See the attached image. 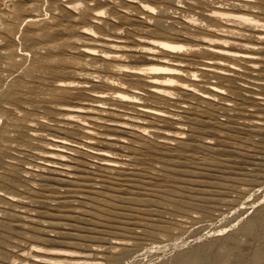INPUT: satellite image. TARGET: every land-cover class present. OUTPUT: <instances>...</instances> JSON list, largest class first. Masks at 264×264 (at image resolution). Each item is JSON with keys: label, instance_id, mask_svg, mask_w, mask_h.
I'll list each match as a JSON object with an SVG mask.
<instances>
[{"label": "rangeland", "instance_id": "374dc122", "mask_svg": "<svg viewBox=\"0 0 264 264\" xmlns=\"http://www.w3.org/2000/svg\"><path fill=\"white\" fill-rule=\"evenodd\" d=\"M65 2L0 0V264H32L20 255L54 248L74 254L58 264H176L185 254L196 255L197 264H249L257 251L264 254V99L252 100L248 91L264 96V52L254 67H240L251 88L230 92V82L210 79L231 96L229 108L215 100V134L204 126L193 135L186 124L179 135L193 144L189 151L175 150L177 139L161 152H139L138 141L117 151L122 168L139 172L137 187L107 186L108 172L80 153V181L98 190L73 195L36 165L49 138L63 135L53 128L58 94L48 62L92 61L65 37L50 36L59 19L76 12ZM254 2L244 12L264 32V0Z\"/></svg>", "mask_w": 264, "mask_h": 264}, {"label": "bare ground", "instance_id": "6f19581e", "mask_svg": "<svg viewBox=\"0 0 264 264\" xmlns=\"http://www.w3.org/2000/svg\"><path fill=\"white\" fill-rule=\"evenodd\" d=\"M254 1L66 0L65 7L76 12L67 21L59 19L50 36L65 37L92 61L48 62L58 94L51 106L53 128L63 135L50 137L43 146L36 164L47 171L43 176L66 183L73 195L78 189L96 193L97 188L80 181L79 154L86 153L108 172L107 186L137 187L139 172L122 168L117 151L132 149L138 141L139 152H161L171 139L179 141L175 150L189 151L193 144L179 135L186 124H191L193 135L204 126L215 134V100L221 97L220 106L229 108L226 100L231 96L210 79L230 82V92L247 90L252 86L241 82L240 67H254L264 52L259 19L244 12L259 4ZM248 31L256 34L255 43L246 38ZM248 91L252 100L264 99ZM202 101L205 108L200 107ZM113 170L119 175H111ZM254 227L255 221L247 224L248 230ZM70 252L33 249L30 257L20 256L32 264H58L57 258L72 256ZM197 263L196 255L185 254L176 264ZM249 264H264V254L257 251Z\"/></svg>", "mask_w": 264, "mask_h": 264}, {"label": "snow or ice", "instance_id": "6c2138e0", "mask_svg": "<svg viewBox=\"0 0 264 264\" xmlns=\"http://www.w3.org/2000/svg\"><path fill=\"white\" fill-rule=\"evenodd\" d=\"M100 15H103V13H100Z\"/></svg>", "mask_w": 264, "mask_h": 264}]
</instances>
